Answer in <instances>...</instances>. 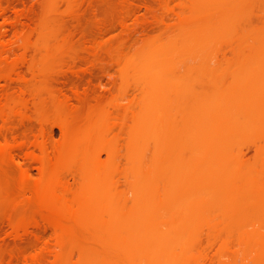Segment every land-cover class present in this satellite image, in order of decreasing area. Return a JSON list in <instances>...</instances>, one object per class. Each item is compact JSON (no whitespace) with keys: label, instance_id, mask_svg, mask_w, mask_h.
I'll return each mask as SVG.
<instances>
[{"label":"bare ground","instance_id":"obj_1","mask_svg":"<svg viewBox=\"0 0 264 264\" xmlns=\"http://www.w3.org/2000/svg\"><path fill=\"white\" fill-rule=\"evenodd\" d=\"M157 1L169 14L157 17L165 33L135 54L118 57L134 94L129 104L117 105L116 112H58L63 139L53 152L45 141L0 140L1 159L32 146L41 154V177L27 176L12 204L1 186L9 202L3 204H11L22 220L31 213L47 220L59 263L74 264L77 250L75 264H264V149L256 147L261 164L252 167L241 139L264 137V0H180L178 10L176 0ZM49 14L33 27L28 19L23 29L15 17L14 43L20 44L21 58L33 51L50 65L61 51V28ZM12 51L3 43L0 62ZM29 69L37 75L36 94L50 92L47 71L36 73L35 62ZM186 75L222 84L230 78L243 87L203 92L194 101L206 105L174 109L170 84ZM1 98L3 121L25 104L11 95ZM36 109L45 112L42 105ZM215 244L217 253L210 259L208 249ZM44 252L23 257L22 263L41 261Z\"/></svg>","mask_w":264,"mask_h":264},{"label":"rangeland","instance_id":"obj_2","mask_svg":"<svg viewBox=\"0 0 264 264\" xmlns=\"http://www.w3.org/2000/svg\"><path fill=\"white\" fill-rule=\"evenodd\" d=\"M55 1H57V4ZM156 2L158 1L0 0V8H2V11H0V33L2 34H0V42L3 39L0 46L4 43L5 47L13 50V53H9L8 59L1 57V61L2 59L5 60L3 61L4 64L0 62V75L2 76L4 72L3 77L0 78V97L2 96L3 98L5 94H7L3 99L9 98L11 95L13 98L22 99L21 101L25 103L21 107L22 109H20L19 112L17 111V114L16 112L15 115L14 112L10 113L11 117L8 116V119H6L7 122L6 120L3 121L0 119V140H8L12 143L23 141L22 139L25 140L27 138L30 139L28 142L45 141L48 143L50 151L53 152L54 147L63 139L61 117L57 116L58 112L63 111L62 113L65 112L64 114H66V110L67 113H69V111L72 112L73 109H77L76 112L81 115H84L83 113H85L86 110L92 112L99 109L116 112L117 105L120 106V104L123 105V103L124 105L129 104L134 99V94L129 92V85L125 84L126 82L123 79L120 62L124 56L129 53L131 55L135 54L146 44L161 37L165 33L166 26L164 25V27L163 24L159 25L160 21L157 20V17L163 18L169 14L162 5L160 7ZM145 3L148 6L151 4L152 7L150 5V8L153 9L145 8ZM179 3L180 0H176V3H173L177 6V10L179 8ZM173 4L172 7H174ZM51 6L54 7L49 8ZM176 6L174 7L175 9ZM48 9H54L53 12H51L52 14H49L50 12H48ZM3 12L6 13L5 16L7 18L5 16L3 17ZM47 13L50 16H55L52 18H55V21L58 22V29L61 28L59 29L61 30V38H58L60 42L58 40H56V42L60 43L59 46L62 52L60 51L57 53L58 56L55 54L54 56L56 58L53 56L50 65L42 63L40 60L41 57H39L40 55L37 56L33 51V53L29 51V54L27 53L22 59L21 56H19L21 53L19 50L20 44L17 42L14 43V41H16L14 37L16 28L12 25L17 21H15V17L16 19L20 18L18 19L19 24L21 22L22 24H18L17 26L18 28L22 26L21 28L23 29V27L25 28V24L26 26L27 24L30 25V19L33 24L30 26L33 27L34 24L37 25L36 23L38 21L47 18V15L46 17L44 16V14ZM1 14L3 15L1 16ZM18 15L23 17L21 18V16ZM27 16L30 17L28 18ZM5 18L7 20H4ZM155 18L156 20L154 22L157 24L153 22ZM6 21L14 22H11L10 25V23L8 24ZM2 25H6V27ZM9 29L12 32H9ZM56 42L55 44L58 45ZM34 43H36L35 37L32 38V44ZM120 52H122V55H120ZM119 56H122V58H118ZM116 58L117 60L119 59V62ZM53 59L56 60L53 62ZM5 62H7L6 66H4L6 64ZM14 62H16L18 66L16 68H11L9 64H13ZM31 62L36 63V73L42 70L45 72L47 71L45 75H47V78H50V80L48 79L51 84L49 87L50 92L44 91V93L42 91L44 94L42 92L36 94V89L34 88H36L37 84V75H33L29 69ZM18 72L21 73L25 79H21ZM10 78H12V80ZM170 87L171 106L177 109L181 106L198 107L206 105L207 103L194 101V99L203 92H210L213 95L223 88L233 90L234 88L243 87V85L235 84L230 78L225 79L222 84L217 78L204 80L197 76L186 75L180 82H172ZM77 91L78 93H76ZM77 94H79V98ZM52 96L55 97L52 98ZM50 99H52L51 103L54 101V105H50ZM44 100H46V103L43 102ZM39 105H42L43 109H45L44 114L40 113V115L37 111L36 107ZM209 105L215 107L216 103L212 102L209 103ZM64 106L67 109H65ZM49 107H52V109L50 110ZM54 107L57 108L55 109ZM114 108H116V110ZM60 109L62 110L60 111ZM80 110H82L83 113H81ZM89 111H86V114L89 113ZM43 129L46 131L45 133H43ZM40 131L42 132L41 134ZM241 139L244 142L243 149L245 152L246 164L252 167L260 166L261 163L257 156L256 147H262V149H264V137L254 134L251 136H243ZM32 147H28L29 150L28 148H25L27 150H17L16 153H13L14 156L13 154L8 155L9 157L4 156L2 157L4 159L0 157V183L2 184H0V188L2 191L6 187L5 189H7V191L4 189V192L7 193L5 196H9L7 200H9L11 204L12 201L15 202L18 199L17 197L22 193L24 182L28 179L27 176L34 181L41 177L40 150ZM30 149L33 151L36 149L34 153L39 156L36 155L37 157H35V154H33ZM30 156L32 158H30ZM35 158L39 160L35 161ZM68 175L69 174H67V177L69 178L70 175ZM23 177H25V180ZM69 180L72 187L77 186L78 182H75L72 178H69ZM1 186L5 187L3 188ZM20 186L21 188H19ZM19 189L20 194H16ZM2 195L3 194H1L3 201L0 200V206L2 207L0 208V264H11L12 262L13 264H23V260H25L22 259L23 257L27 259L30 256L31 259L37 252L39 253V251L41 252L44 250V254L48 251L44 258L35 263L56 264L58 262L57 264H68L66 261L65 263L64 261L59 263L60 260L54 261L55 255L53 256L52 254L56 253L57 247L54 241V231L49 226V223H47V220L43 216H36L35 213H31L33 216L30 214L32 217H30L28 221L22 220L20 218V213L14 211L11 204L10 206L8 205L9 208H7V204L6 206L3 204L6 200L4 198L6 197L3 198ZM7 200L5 202L9 204ZM48 248L52 250V253ZM217 249L218 245L216 244L209 247L208 253L210 259L216 256ZM19 259L20 262L18 261ZM78 259L79 252L75 250L73 252V263L75 264ZM98 264L114 263L110 260L106 263L100 262ZM207 264L212 263L208 261Z\"/></svg>","mask_w":264,"mask_h":264}]
</instances>
